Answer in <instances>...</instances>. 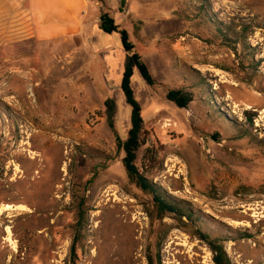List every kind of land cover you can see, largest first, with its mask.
I'll use <instances>...</instances> for the list:
<instances>
[{
	"label": "rangeland",
	"instance_id": "rangeland-1",
	"mask_svg": "<svg viewBox=\"0 0 264 264\" xmlns=\"http://www.w3.org/2000/svg\"><path fill=\"white\" fill-rule=\"evenodd\" d=\"M92 2L128 33L155 82L159 107L144 131L164 164L152 183L195 219L159 213L129 177L116 136L128 140L133 107H114L115 136L85 43L9 51L0 210H16L0 211V264H214L199 230L231 264H264V0ZM172 90L192 101L178 108Z\"/></svg>",
	"mask_w": 264,
	"mask_h": 264
},
{
	"label": "crops",
	"instance_id": "crops-1",
	"mask_svg": "<svg viewBox=\"0 0 264 264\" xmlns=\"http://www.w3.org/2000/svg\"><path fill=\"white\" fill-rule=\"evenodd\" d=\"M92 4V0H0V58L66 44L82 49L85 43L100 66L101 82L114 107H129L122 90L126 54L120 35L100 29ZM137 72L133 71L130 88L139 107H148L141 110L145 122V117L157 111L159 101ZM141 98L148 102L143 105Z\"/></svg>",
	"mask_w": 264,
	"mask_h": 264
},
{
	"label": "trees",
	"instance_id": "trees-1",
	"mask_svg": "<svg viewBox=\"0 0 264 264\" xmlns=\"http://www.w3.org/2000/svg\"><path fill=\"white\" fill-rule=\"evenodd\" d=\"M120 9L123 7L125 0H119ZM110 10V9H109ZM100 29L106 33L117 32L121 38L122 48L126 54L124 74L122 80V90L124 92L126 102L133 107L132 126L129 132V137L126 142H121L116 136V130L113 120L114 102L108 99L105 102L107 120L111 129L115 132L117 149L124 152L123 164L129 177L135 179L138 186L145 192L152 195L153 200L157 206L159 213H169L179 215L181 218L185 217L189 220L195 219L191 212L187 209L172 203L166 196L160 193V190L152 183L158 174L163 171V158L161 156V149L151 144L147 139L145 140L144 120L141 116V108L136 103L133 92L130 88V78L133 71L136 69L146 84L151 87L155 84L150 76L147 66L142 61L141 56L135 51L134 45L129 41L128 33L121 29L109 15V13H101L99 17ZM166 98L174 103L178 108H186L192 101L189 94L183 93L179 90L168 91ZM143 147L141 154L140 165H136L137 152L139 148ZM200 240L204 241L210 248L213 254L214 264H231L229 257L224 249V245L219 240H213L211 237L202 232L197 231ZM73 255L74 249H73ZM148 264H155L154 260L149 257ZM157 264V263H156ZM159 264V263H158Z\"/></svg>",
	"mask_w": 264,
	"mask_h": 264
},
{
	"label": "bare ground",
	"instance_id": "bare-ground-1",
	"mask_svg": "<svg viewBox=\"0 0 264 264\" xmlns=\"http://www.w3.org/2000/svg\"><path fill=\"white\" fill-rule=\"evenodd\" d=\"M247 109H250V106H248L247 107ZM49 123H50V121H49ZM48 123V124H49ZM54 123V122H53ZM46 125H47V123H46ZM51 125L53 126V124L51 123ZM48 129V128H47ZM53 141L54 142H56L57 144V146H59V138H57L56 136L53 138ZM62 142V141H61ZM63 144V143H62ZM64 154L65 155H69L70 154V152L69 151H66V152H64ZM61 154L59 153V156H60ZM66 169V168H65ZM64 169V170H65ZM54 172H55V170H53ZM13 211V210H16L13 206H11V205H4V207H3V209H1L0 211L2 212V213H5V212H7V211ZM6 232H7V234H8V241H10V243L11 244H13L14 242L10 239V235H11V231H10V229L9 228H7L6 229Z\"/></svg>",
	"mask_w": 264,
	"mask_h": 264
}]
</instances>
